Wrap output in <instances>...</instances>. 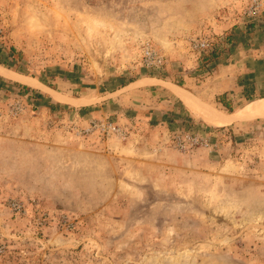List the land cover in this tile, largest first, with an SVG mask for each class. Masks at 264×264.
I'll return each instance as SVG.
<instances>
[{"label": "rangeland", "instance_id": "374dc122", "mask_svg": "<svg viewBox=\"0 0 264 264\" xmlns=\"http://www.w3.org/2000/svg\"><path fill=\"white\" fill-rule=\"evenodd\" d=\"M0 43V264H264V0H0Z\"/></svg>", "mask_w": 264, "mask_h": 264}, {"label": "crops", "instance_id": "0c3cea01", "mask_svg": "<svg viewBox=\"0 0 264 264\" xmlns=\"http://www.w3.org/2000/svg\"><path fill=\"white\" fill-rule=\"evenodd\" d=\"M144 78H146V77H144ZM148 78H150V77H148ZM137 80H135V81L131 82L130 84H128V86H134L133 87V88H135L134 90H136V93H138V94H136L137 96H141L143 94L146 97H149V98L152 97L154 99V101H156V102H160L161 101L162 104L169 103L170 101H168L169 100L168 98H172L174 100H178V101L182 102L184 104V106H186V104L184 103V101L179 97V95H178L179 93L178 92H180V93H182L184 95H187V97H188V95H190L191 97H193L191 94H189V93H187L185 91H182V90H180L178 88H170V90L175 94L174 95L167 87H163L159 82L153 83L151 85H147L146 86L145 85L146 84V79H143L142 78L141 80H139V79H137ZM156 81H157V79H156ZM25 86H27V85H25ZM27 87H29L32 90V91H30L31 93L34 90V92H40L41 94H43V96H50V93L48 92L49 91L48 90L49 88H46L48 91H44L42 89H38V88L43 87L42 85H37V87H35V88L30 87V86H27ZM223 92H230V88L224 89ZM55 95H57V94H55ZM59 95L65 97L68 100H71L72 102H80L81 100H83V99H79V98L67 97V96L61 95V94H58L57 96L60 97ZM173 96H175V97H173ZM63 97H60V98H63ZM165 98H166L167 101L166 100H163ZM193 98L196 101H198L195 97H193ZM263 100L264 99L254 100L252 102H249L246 105V107H245V110H244L245 113H248L253 118H264V117H260L257 114H255L258 111L257 109L258 108H261V106H263V103H264ZM258 101H260V102H258ZM255 102H258V103H255ZM52 104H55V103H52ZM160 106H162V105H160ZM202 106H204V105H202ZM250 106H254V107H250ZM168 107H169V105H168ZM204 107L207 108L208 110H210L208 107H206V106H204ZM185 108H188V107L186 106ZM162 109H164V108H162ZM168 109H170V108H168ZM189 110H191V109H189ZM210 112L214 115V117H215V119L217 121V124H218V125H213L212 124L213 126H226V125H229L230 123H232L237 118L236 117L237 116L236 114L229 115V116H227V115L226 116H223V115L218 114L216 112H213L211 110H210ZM234 112H232V113H234ZM193 113L195 115L199 116L203 121H205L200 115H198L195 112H193ZM232 113H230V114H232Z\"/></svg>", "mask_w": 264, "mask_h": 264}, {"label": "bare ground", "instance_id": "6f19581e", "mask_svg": "<svg viewBox=\"0 0 264 264\" xmlns=\"http://www.w3.org/2000/svg\"><path fill=\"white\" fill-rule=\"evenodd\" d=\"M0 74L4 77H13V74L11 72H9L8 70L0 67ZM16 78H18L20 81H22L23 83L27 84V85H32V86H37L38 84L32 80L29 79L27 77L21 78L19 76H15ZM37 84V85H36ZM179 97L184 101V103L186 104V106L191 109V111L197 113L198 115H200L207 123L213 124V125H218L217 121L214 117V115L210 112V110H208L207 108H205L204 106H202L198 101H196L193 97H191L190 95H184L180 92H178ZM264 101V100H263ZM260 102V101H258ZM255 102V103H258ZM250 107H254V106H250ZM258 111L255 113L260 117H264V103L263 106H261V108L257 109Z\"/></svg>", "mask_w": 264, "mask_h": 264}, {"label": "trees", "instance_id": "16d2710c", "mask_svg": "<svg viewBox=\"0 0 264 264\" xmlns=\"http://www.w3.org/2000/svg\"><path fill=\"white\" fill-rule=\"evenodd\" d=\"M15 54H17L18 57H19V54L16 53V51H15V49L13 47H9L8 48L7 46L3 45V43H0V66H2L4 68H7V69H11L12 66L14 65V63L16 62L15 57H13V56H15ZM203 60H207V58L205 57ZM131 82H133V81H129V83H131ZM176 85L181 87L180 83H176ZM47 86L49 88L53 89L50 85H47ZM23 89H24V92L32 91L27 86H24ZM242 97L247 103L253 101L252 98L249 97L247 92H245ZM224 107L226 108L227 113L230 114V113L233 112L232 107L231 106L228 107V104L224 105ZM53 108H54V106L50 105V110H52ZM187 122L191 123L192 121H191V119H188L185 124H188Z\"/></svg>", "mask_w": 264, "mask_h": 264}, {"label": "built area", "instance_id": "2783aa9c", "mask_svg": "<svg viewBox=\"0 0 264 264\" xmlns=\"http://www.w3.org/2000/svg\"><path fill=\"white\" fill-rule=\"evenodd\" d=\"M159 61L160 60H158V62ZM92 124H93L92 129L90 128L87 131L97 130V129L100 128L99 130L103 131L107 135L108 134H114V135H117V136H120V137L121 136H124L125 133H126L121 127H119V126H117V125H115V124H113L111 122L92 123ZM12 206H13V208L15 210H18L19 209V207L15 203H13Z\"/></svg>", "mask_w": 264, "mask_h": 264}]
</instances>
